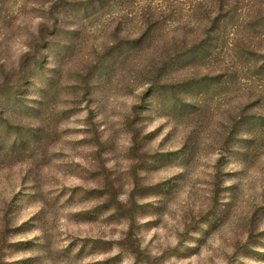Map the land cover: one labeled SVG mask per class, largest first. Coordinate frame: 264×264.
Returning a JSON list of instances; mask_svg holds the SVG:
<instances>
[{"label":"rangeland","instance_id":"1","mask_svg":"<svg viewBox=\"0 0 264 264\" xmlns=\"http://www.w3.org/2000/svg\"><path fill=\"white\" fill-rule=\"evenodd\" d=\"M0 264H264V0H0Z\"/></svg>","mask_w":264,"mask_h":264}]
</instances>
